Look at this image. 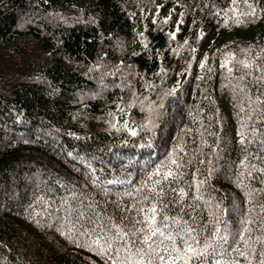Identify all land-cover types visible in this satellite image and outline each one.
<instances>
[{
	"label": "trees",
	"instance_id": "trees-1",
	"mask_svg": "<svg viewBox=\"0 0 264 264\" xmlns=\"http://www.w3.org/2000/svg\"><path fill=\"white\" fill-rule=\"evenodd\" d=\"M176 3L177 0H0V264H105L104 258L94 251L77 246V242L82 245L86 239L77 235L81 225H93L87 220L76 223L74 215L72 223L62 219L67 209L62 201L68 194L61 184L74 185L78 194H92L95 190L89 163L97 170L104 169L96 173L103 179L112 178L110 169L123 178L122 165L139 179L145 161L162 158L181 139L192 159L186 179L191 183V174L197 169L204 173L211 155L213 175L209 186L214 189L212 195L217 202L228 209L220 219L233 228L237 226L239 217H233L231 205L233 201L240 205L243 216L248 207L243 192L248 188L238 187L237 170L247 169L240 166L245 154L238 143L241 121L234 107L232 86L240 83L238 78L243 75V84L253 98L258 91L264 93V87L254 82V77L262 73L246 70L237 63L256 57L255 63L264 70V17L249 18L239 25L229 20L225 25L223 12L217 17L204 6L214 4L217 11L234 8L235 12H229L231 17L249 11L248 4L264 7V2L179 0L187 16L172 41L167 33L174 30L181 8L176 7L168 23H164V18ZM157 4L163 5L159 13ZM197 4L203 9L199 14L195 7L188 8ZM194 18L198 21L195 26ZM199 29L206 35L197 42L192 34ZM140 32L147 37L146 41ZM184 39L198 49L192 74L186 78L176 74L187 67L189 46L180 48V55L170 51V46L177 48ZM225 52L235 53L229 65L234 68L231 78L219 66ZM204 54L208 60L201 72L197 64ZM120 61L131 66L123 69L124 78L131 80L138 94L144 93L151 99L156 95L144 92V84L148 81L159 86L160 78L155 74L161 67L167 72L164 87L170 88L176 80L181 82L178 94L165 100L163 123L152 134L151 147L139 146L148 140L142 132L131 137L109 130L110 120L123 126L124 122L118 119L123 112H127L135 126L145 115L138 103L127 106L130 91L122 90L119 74L103 75L115 71L114 66L121 67ZM209 67L214 71L208 72ZM197 74L205 77L211 102L202 99L205 84L195 79ZM139 76L145 81H140ZM201 107L205 109L202 113ZM209 116V130L219 139L206 134L204 138L209 145L216 146L214 153L200 145L199 139V133L208 128ZM186 127L192 130L187 135L183 132ZM251 127L257 132L253 136L249 131L247 138L254 142L246 147L253 156L245 163L261 167L264 123L259 113L254 114ZM198 147L201 152L196 151ZM69 152L71 156L67 155ZM201 159L205 161L203 165L199 163ZM253 176L257 179L250 180L245 175L243 184L264 188L259 183L260 174L253 172ZM255 199L264 203V196ZM104 207L101 201L97 211ZM106 207L109 214L114 212L111 204ZM201 215L207 218L206 212ZM251 215L255 219L259 209ZM251 227L259 228L260 224ZM70 234L73 241L67 238Z\"/></svg>",
	"mask_w": 264,
	"mask_h": 264
},
{
	"label": "snow or ice",
	"instance_id": "snow-or-ice-1",
	"mask_svg": "<svg viewBox=\"0 0 264 264\" xmlns=\"http://www.w3.org/2000/svg\"><path fill=\"white\" fill-rule=\"evenodd\" d=\"M248 4V0H244ZM264 2V0H262ZM236 0H233V4ZM163 5H156V13H159ZM176 7L181 8L178 18L175 21L174 30L167 33L170 40L175 41L177 34L180 33L181 25L185 24L187 12L184 5L177 0L176 5L170 10L168 16L164 18V23H168ZM195 7L197 14L203 11L199 4L188 5L191 9ZM205 8L209 13L219 17L223 12V20L225 25L231 20L239 25L246 23L249 18L257 19L264 17V7L253 6L248 4L249 11L242 13L240 16H229V12H235V9L220 11L216 10V5L205 4ZM259 13V15H258ZM243 17V19L241 18ZM152 23L156 24L155 16L152 17ZM198 21L193 19V26ZM139 35L146 41L147 37L143 32ZM195 40L199 42L205 38V31L199 29L192 34ZM147 47V44L144 45ZM189 46V39H184L183 44L177 48L170 46V51L176 55H180V48ZM190 56L187 67L182 72L177 73L178 76H190L193 63L196 62L197 47H187ZM217 52H221L220 49ZM133 55H136L135 53ZM259 55V54H257ZM235 59V53L225 52L220 60V68L226 70L231 78L234 71L229 65ZM207 54H204L198 61V68L201 72L205 70ZM256 57L251 60L238 61L244 69H255L262 75L254 77V82L260 87H264V70L255 63ZM120 66L115 71L103 73L104 76L119 74L121 77L122 90L130 91L131 99L127 102L129 108L136 103L139 110L144 113V118L138 126L129 127L125 121L122 127H118L111 120L109 130L115 132H124L131 137H137L141 132L148 138L145 144L140 147H151V136L154 131L162 126V118L166 112L165 100L174 97L181 89L180 80H176L170 87H164L167 75L166 69L161 67L160 71L155 75L160 78V85L153 82L145 81L143 76H139L140 81H145L144 92L155 93L156 98L151 99L149 95L139 93L132 85L131 80L124 78V68H130L120 61ZM101 65H97V68ZM208 72L214 69L209 67ZM247 74V73H246ZM129 76L131 73L128 74ZM195 79L204 82L205 87L201 90L202 99L211 102V97L207 95V81L203 75L197 74ZM240 83L232 86V94L235 98L234 107L237 109V116L241 121V129L237 131L239 137L238 143L241 145V151L244 158L240 161L241 168L247 171L237 170L238 187H247L248 190L243 192L244 203L248 205L241 216V207L235 201L231 205V213L233 217H239L238 224L233 228L232 224L222 221L220 215L228 212L227 208L222 207L217 202V197L212 195L214 189H210L209 181L213 175L212 156L207 157L209 167L204 173H200L199 169L191 174V183L186 176V169L192 164V159L188 158L186 145L183 139L167 151L162 158L157 160H147L141 166L139 179L128 170L126 165H122V175L116 174L115 169H110L113 173L111 179H103L98 176L97 171L104 172L103 168L97 170L88 164L91 170V184L95 190L92 194H78L74 185L65 188L68 198L62 201L67 205L65 217L62 219L68 223H72V217L75 216L76 223L87 220L92 224V228L81 225L78 230V236L86 237L81 245L77 242V246L87 247L90 251H94L98 256L104 258L105 264H264V203L258 202L256 196H264V188H253L243 184L242 178L246 175L250 180H256L253 172L259 173V183L264 185V166L257 167L256 164H246L249 157L253 156L249 153L246 145L254 142L248 139L249 131L254 136L257 132L255 127L249 128L250 122L254 118V114L259 113L261 122L264 123V93L257 92L255 98L250 95V89L244 84V76H240ZM199 87V85H197ZM122 99V98H121ZM119 108V105H117ZM247 109V111H246ZM203 107L199 108V112H204ZM191 115V113H189ZM111 116V113H109ZM210 123L203 133H199L200 145L210 148L211 152H216V146L209 145L204 138L207 136L219 137L216 133L210 131L212 127V117H208ZM217 124L220 121H215ZM203 126V125H202ZM192 130L185 128L184 134L187 135ZM27 143V141H25ZM122 143H127L122 140ZM261 145H264L262 140ZM201 152V148L196 149ZM67 155L71 156L69 152ZM151 156V153L149 154ZM256 158V157H253ZM83 160L84 158L81 157ZM131 161H129V164ZM201 165L205 163L203 159L199 161ZM199 177V178H198ZM115 189V190H114ZM99 196L100 200H96ZM101 201L105 207L101 211H97ZM201 203L203 207H201ZM75 204V207H73ZM111 204L114 212H107V205ZM259 209V215L253 219L252 213ZM90 212L88 216L86 213ZM201 212L207 213V218L201 215ZM254 223H259L260 227L254 229L251 227ZM223 225V227L221 226ZM76 227V224H73ZM254 232L260 234L254 235ZM64 236V231L60 232ZM70 241L74 237L70 234L67 237Z\"/></svg>",
	"mask_w": 264,
	"mask_h": 264
},
{
	"label": "rangeland",
	"instance_id": "rangeland-1",
	"mask_svg": "<svg viewBox=\"0 0 264 264\" xmlns=\"http://www.w3.org/2000/svg\"><path fill=\"white\" fill-rule=\"evenodd\" d=\"M119 120H121L122 122L127 121L129 127H135V125L130 121V119L128 118L127 112H123L119 117Z\"/></svg>",
	"mask_w": 264,
	"mask_h": 264
}]
</instances>
